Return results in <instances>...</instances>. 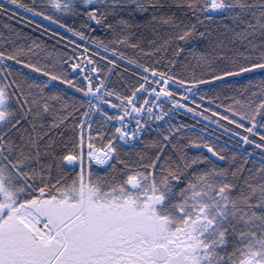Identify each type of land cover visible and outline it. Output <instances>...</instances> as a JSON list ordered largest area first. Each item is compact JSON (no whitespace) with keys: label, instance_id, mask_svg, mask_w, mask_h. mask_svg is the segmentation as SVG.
Wrapping results in <instances>:
<instances>
[{"label":"trees","instance_id":"1","mask_svg":"<svg viewBox=\"0 0 264 264\" xmlns=\"http://www.w3.org/2000/svg\"><path fill=\"white\" fill-rule=\"evenodd\" d=\"M224 2L229 7L222 14L208 15L207 0H0L5 203L15 209L26 203L41 216L40 208H49L56 221H70L82 199V216L94 221L115 197L138 200L137 193L153 189L169 220L185 221L176 206L197 194L218 211L220 249L229 264L249 251L264 255V153L240 148L249 138L264 147V0ZM77 46L95 54L87 58L97 79L110 72L107 87L114 95L137 91L135 75L164 77L227 124L212 115L178 113L167 126L148 129L138 144L116 143L105 168L84 163L80 169L86 90L94 87L71 74L85 58ZM252 123L260 138L245 133ZM233 132L245 138H232ZM113 138L114 127L95 115L82 133L83 151ZM191 146L212 148L222 163Z\"/></svg>","mask_w":264,"mask_h":264},{"label":"flooded vegetation","instance_id":"2","mask_svg":"<svg viewBox=\"0 0 264 264\" xmlns=\"http://www.w3.org/2000/svg\"><path fill=\"white\" fill-rule=\"evenodd\" d=\"M92 69L93 64L85 60L83 63H78L75 71L80 70L81 74L77 76L95 88L97 74L93 75ZM91 75L94 80L91 79ZM150 193L155 192L152 189ZM132 199L115 197V201L107 206V211L101 209L94 221H87V213L80 218L75 215L70 221H56L57 218L52 216L51 209L40 208L41 213L49 217L48 221H41L43 228L37 223H30L27 227L21 221H15L17 224L15 232L0 234L3 242L6 240H10L11 244L14 242L10 251H0V264H229L231 262L226 251L220 249V245H223L222 240L220 244L213 245L212 241L203 238L200 232L190 235L169 234L165 240H155L156 235L146 233L143 221H118L120 215L124 214L122 209L127 204L132 209L138 208V200L134 198L131 202ZM154 222L150 224L152 229L159 224V221ZM201 227L202 225L199 229ZM152 241L154 243L151 244ZM6 255H10V258ZM237 264L255 263L246 259Z\"/></svg>","mask_w":264,"mask_h":264},{"label":"rangeland","instance_id":"3","mask_svg":"<svg viewBox=\"0 0 264 264\" xmlns=\"http://www.w3.org/2000/svg\"><path fill=\"white\" fill-rule=\"evenodd\" d=\"M60 1H63V0H60ZM81 1L88 3V4L95 2V0H81ZM207 1L208 2H207L206 11L208 13H215V12L217 13L218 10H220L221 7L224 5V0H207ZM77 47L79 48V51L83 53L84 56L93 57L92 55L93 53L89 51L88 49L81 47V46H77ZM4 103H5V96L3 93L0 92V126H2V123L6 116ZM201 118H206V117L201 116ZM202 122L204 124L201 123L199 125H206L205 121H202ZM199 125L196 123L191 124V126H197L199 129L202 130V127ZM257 125H258L257 123H252L251 126L245 131V133L247 135L258 137L255 132V129L258 127ZM217 129L219 131H222L223 134L228 133L226 128L224 129L217 128ZM233 133L231 134L232 138L235 137L236 139H239L241 141L245 138V137L242 138V136L239 133H236V132H233ZM249 140L251 139L249 138L247 141L242 142V145H240V148L248 147L249 145L250 146L248 150L249 154H253V151L255 149H259V151L261 150V152L264 153V147L257 146L254 141L249 143L248 142ZM231 143H233V141ZM252 143H254L255 145ZM241 149L244 151L243 148ZM87 155L84 154V159L88 157ZM262 159L264 161V156L262 157ZM145 191L146 192L137 193L136 195L139 197V198L137 197L138 204H139L138 208L132 209V207L127 204L125 208L122 209V212L124 214L120 215V218L118 219V221H143V227L144 229H146V233L156 235L157 237H155V240L157 239L165 240L169 234L190 235L193 233L198 234V232H200L201 236L203 238L205 237L206 239L211 240L212 241L211 243L213 245L220 244V241L222 240L220 233H219V229H218L219 228L218 225L220 221H216L217 216H218V211L217 210L214 211L212 205L208 201H206L202 196H199L197 194L192 195L189 198L190 200L188 199L187 203H182L176 206L177 208L176 210L178 211L179 216L181 214L183 215V213H186V215H183V217H185L184 218L185 221L174 220L172 218L171 220H169L171 213H168L166 210H163V205H164L163 197L156 192L155 194L154 193L152 194L148 190H145ZM7 195L9 196V192H7L5 187H0V234L7 233V232H8L7 234H10V233L15 232V230H17V227H16L17 224L15 222V221H18L15 218V214L17 213V208L15 209L13 207L12 202L5 203V199ZM133 195L134 194H132L131 196ZM80 196H81V193H80ZM133 200H134V197L131 202H133ZM82 202L83 200L80 199V203L78 207L79 208L78 218L82 217V213L80 211ZM22 205L31 207L30 205L26 203ZM154 221H159V224L157 226L155 225L156 227L153 226V229H152L151 227L152 225L150 224L151 222L155 223ZM160 222L162 223L160 224ZM193 225H196V227L195 226L193 227ZM200 225H203V228L199 229ZM215 225H216V228H215ZM158 236H161V237H158ZM152 243H154V241H152L151 244ZM13 244H11L10 240H6L5 242H3V239L0 238V251H5V250L10 251L11 249H13ZM6 256L10 258V255H6ZM260 256H257V251H253V252L249 251L245 254V260L250 259L255 264H264V255L260 254Z\"/></svg>","mask_w":264,"mask_h":264},{"label":"built area","instance_id":"4","mask_svg":"<svg viewBox=\"0 0 264 264\" xmlns=\"http://www.w3.org/2000/svg\"><path fill=\"white\" fill-rule=\"evenodd\" d=\"M222 6L218 13L222 12ZM143 86L130 97H116L114 111L117 113L115 119L105 118L115 128L113 142L101 150L97 155L93 151L89 157L98 166H105L112 157V145L119 143L123 146H132L141 140L146 130L152 126L163 124L167 126L170 118L176 117L178 113L188 115L192 118L207 117L212 115L210 111L195 104L189 97L183 95L184 88L163 77L150 75L140 77ZM181 90V92H179ZM106 82L100 86L96 96L91 98V106L86 121L93 114L99 113L100 107L104 105L103 97L107 92ZM217 121H222L216 115ZM204 119V118H203ZM177 130H173L176 133Z\"/></svg>","mask_w":264,"mask_h":264},{"label":"water","instance_id":"5","mask_svg":"<svg viewBox=\"0 0 264 264\" xmlns=\"http://www.w3.org/2000/svg\"><path fill=\"white\" fill-rule=\"evenodd\" d=\"M75 67H76L75 65L72 66V70H71V74H72V75H76V74H78V73H81V71H78L77 73H74V68H75ZM91 72H92L93 74L96 73L95 70H92ZM86 91H87V94H90L91 92L94 93V94H96V91H92L88 86H87V90H86ZM189 149H190L191 151H203V152L206 153L207 157H208L210 160H212V161H214V162H216V163H222V158H221L220 156H218V155L212 150V148H210V147H207V146H191Z\"/></svg>","mask_w":264,"mask_h":264},{"label":"bare ground","instance_id":"6","mask_svg":"<svg viewBox=\"0 0 264 264\" xmlns=\"http://www.w3.org/2000/svg\"><path fill=\"white\" fill-rule=\"evenodd\" d=\"M33 212L34 211L31 208L23 205L17 211L16 218L21 220V221H24L26 223V225H29L30 223H37L39 225V227L43 228V222H41V220L36 217L37 214L34 212L36 214L35 215Z\"/></svg>","mask_w":264,"mask_h":264},{"label":"crops","instance_id":"7","mask_svg":"<svg viewBox=\"0 0 264 264\" xmlns=\"http://www.w3.org/2000/svg\"><path fill=\"white\" fill-rule=\"evenodd\" d=\"M33 213H34V212H33ZM34 214H35V213H34ZM35 215H36V214H35ZM36 217L42 221V219H41V218H39L37 215H36Z\"/></svg>","mask_w":264,"mask_h":264}]
</instances>
